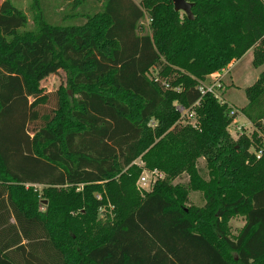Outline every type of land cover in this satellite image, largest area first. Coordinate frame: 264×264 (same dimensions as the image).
Wrapping results in <instances>:
<instances>
[{
    "label": "trees",
    "instance_id": "16d2710c",
    "mask_svg": "<svg viewBox=\"0 0 264 264\" xmlns=\"http://www.w3.org/2000/svg\"><path fill=\"white\" fill-rule=\"evenodd\" d=\"M90 1L91 15L55 16L83 24L41 14L35 34L0 3V264H264V71L244 90L240 113L258 136L233 182L216 162L233 146L234 108L199 89L251 49L253 67L264 65V0H187L192 20L171 0L72 6ZM60 70L72 95L59 88L41 113L50 95L39 83ZM174 103L194 111V126ZM153 170L164 178L139 189ZM192 192L202 207L188 205Z\"/></svg>",
    "mask_w": 264,
    "mask_h": 264
},
{
    "label": "rangeland",
    "instance_id": "374dc122",
    "mask_svg": "<svg viewBox=\"0 0 264 264\" xmlns=\"http://www.w3.org/2000/svg\"><path fill=\"white\" fill-rule=\"evenodd\" d=\"M4 0H0V3L3 2ZM9 1L16 9L20 10L26 17L27 23L25 28L22 31L29 32V34H35V32L38 30V25L41 19V14L42 17L44 18L45 21L51 22L50 24L55 25V26H65L67 23H72L74 21V24H83L85 22V18L82 17L81 15L78 16L77 20L75 19H63L59 20L57 22L55 16L57 17L58 14H66L68 16L74 15V14H80L79 10L84 9L86 11V14H93L98 11L99 9V4L90 1L86 2L80 7H73V1L74 0H7ZM135 3H139V0H134ZM85 14V13H84ZM181 16L183 15L182 12H180ZM47 18V19H46ZM62 21V22H60ZM148 21L145 19L142 22V28L144 30L141 31V34L144 33L147 29ZM245 60L242 61L241 66H245ZM245 68V67H244ZM247 68V67H246ZM244 72L243 74H246V70L242 69ZM152 75H155V72H151ZM67 80H68V74L64 70H60L59 73L50 75L40 81L39 83V88L42 90L43 94L50 95V102L48 105H45L40 108L41 113H45L50 111V109L54 106L55 100L52 97L54 93L59 89H64L67 90V93L69 96L72 95L71 91L67 89ZM253 81L249 80L246 85H242L246 88L247 86H251L250 84ZM219 83V87L216 85ZM201 85L203 88H208L211 89L213 88L214 94L217 96L218 100H225V92L228 90H234L232 91L230 95V101L229 103H233V108H234V113H235V118L232 122V125L230 128H228V132L230 133L232 139H233V146L229 149L227 154L219 159L216 162V166L218 169L224 173L226 178L230 181L233 182L236 180L238 177L241 176L243 173V170L246 166L247 159H248V154L247 152L253 153V148L251 147V133L252 131H255L257 133L256 137L258 136V132L256 129L250 125H248L246 122H243V115L240 113V110L243 108L241 106L244 105L246 102L245 95L242 93H237L235 91V88H232L231 85L232 83L230 82V78L226 75L224 77H216V76H210L206 78L205 81L201 82ZM246 86V87H245ZM244 93V92H243ZM231 103V104H232ZM229 105V104H228ZM191 125L194 123L192 121H188ZM155 125L154 121H151L148 126L153 128ZM186 125V124H182ZM254 129V130H253ZM263 144H264V137L262 138ZM250 146V147H249ZM249 147V150H248ZM137 165L141 166V163L139 160L135 162ZM197 169L200 173V175L203 178H206L207 175V170L205 167V162L203 159H200L197 163ZM188 183V177L186 175L181 176L180 178L176 179L173 181L172 185H185ZM153 181L151 180L149 184L144 185L142 188L138 187L137 184L136 186L145 191L149 192L152 187H153ZM30 186V185H29ZM30 187H33V189L37 190L40 192L43 187L37 186V185H32ZM189 201L188 205H192L194 207H202L204 205L202 195L200 193H190L189 194ZM111 209L112 206L108 204L106 207L100 208V215L99 217L105 220L106 218H111ZM108 214V217L104 216L105 214ZM243 220V219H242ZM243 221L239 217H236L234 220L229 221L230 225V230L233 234H236L237 230L239 229V226H241Z\"/></svg>",
    "mask_w": 264,
    "mask_h": 264
},
{
    "label": "crops",
    "instance_id": "0c3cea01",
    "mask_svg": "<svg viewBox=\"0 0 264 264\" xmlns=\"http://www.w3.org/2000/svg\"><path fill=\"white\" fill-rule=\"evenodd\" d=\"M243 60H245V63H246L245 66H241ZM252 60H253V50L251 49V50L247 51L241 59H239L237 61H233L223 71H221V73H219L223 77L227 75L230 78V82L232 83L231 87L235 88V91L239 94L240 93L244 94L243 93L244 90L246 88L250 87V86H247V87L245 86L246 88L242 89V87H244L242 85H246V83H248L249 80L253 81L252 83L254 84L256 82V80L258 79L260 73L264 71V65L261 67H258V68H254L252 65ZM242 69H245L247 73L243 74L242 72H244V71ZM216 75H218V74H215L214 76H216ZM250 85H252V84H250ZM232 91H234V90L230 89V90L226 91L224 94L225 95L224 96L225 97L224 102H226L230 106L233 105L232 102H231L232 104L229 103V101H230L229 99L231 98L230 95H231V93H233ZM245 104H246V102L241 107H244ZM243 120H244L243 122H246L248 125H250L249 121L244 116H243ZM250 127L252 128L251 125H250ZM256 135H257V133L255 131H252L251 137L254 138V137H256ZM249 147H248V150H249ZM247 154L249 157L251 153L247 152ZM243 168H244V170H243V172H244L247 168V165ZM239 218L241 219V221H243L241 226H239V228H240L244 224V219H243V217H239ZM234 219L235 218H232L231 220H234Z\"/></svg>",
    "mask_w": 264,
    "mask_h": 264
},
{
    "label": "built area",
    "instance_id": "2783aa9c",
    "mask_svg": "<svg viewBox=\"0 0 264 264\" xmlns=\"http://www.w3.org/2000/svg\"><path fill=\"white\" fill-rule=\"evenodd\" d=\"M219 73H221V72H219ZM219 73H217L218 75H216V77L222 76ZM214 75L215 74H213L211 76H214ZM216 86L219 87V83ZM213 88H211V89L203 88L202 85H201V82H200V88L199 89L201 91V94L204 95L206 93H209V94H212L217 99V96L214 94ZM195 105H198V103L195 104ZM174 107H175V110L179 114V122L181 124H186V125H190V126H194L195 125V123H196V115H195V113H194V111L192 109H184L178 103H174ZM233 114H234V112L230 113L231 116ZM188 121H192L194 123L191 125ZM258 155H260V153ZM141 166H142V163H141ZM163 178H164L163 174L159 173L156 170L143 171V173L141 174L139 180L137 181V186L142 188L144 185L149 184L151 180L153 181V184H154L155 182L160 181ZM97 199H100V197L97 196Z\"/></svg>",
    "mask_w": 264,
    "mask_h": 264
},
{
    "label": "water",
    "instance_id": "95a60500",
    "mask_svg": "<svg viewBox=\"0 0 264 264\" xmlns=\"http://www.w3.org/2000/svg\"><path fill=\"white\" fill-rule=\"evenodd\" d=\"M175 12H182L189 20L193 19L191 8L193 4L187 0H171Z\"/></svg>",
    "mask_w": 264,
    "mask_h": 264
}]
</instances>
